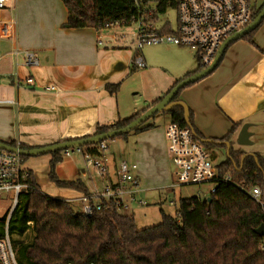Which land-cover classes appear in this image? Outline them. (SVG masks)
Listing matches in <instances>:
<instances>
[{"label": "crops", "instance_id": "1", "mask_svg": "<svg viewBox=\"0 0 264 264\" xmlns=\"http://www.w3.org/2000/svg\"><path fill=\"white\" fill-rule=\"evenodd\" d=\"M67 17L62 0H14L0 12V19L12 24V35L0 38V140L43 147L90 137L97 126L114 125L119 119L129 118L151 105L176 81L198 68L194 51L159 44L139 51L146 68L135 69L132 62L136 46L131 47L125 33L116 32L121 27L102 31L66 29L62 25ZM254 42L252 45L240 39L232 43L214 72L184 89L179 101L192 111L195 126L205 139H221L239 124L231 140L234 149L258 153L264 159V26L256 32ZM26 52L37 55V67L26 66ZM152 75L161 76V83L154 84L147 95L138 100H122L128 82L136 76ZM27 77H32L35 85H25ZM107 84H119L120 88L116 94L106 96ZM45 85H53L58 91L46 90ZM169 122L170 118L163 121L156 117L150 122L155 128L132 133L124 141L132 149V164L137 165L135 175L140 187L135 197L159 190V193L154 191L159 204L163 201L160 193L163 186L157 184L161 163L169 161L165 136ZM246 123L251 124L252 145L240 146L237 136ZM73 156L79 176L63 179L81 180L90 196L101 193L109 182H114L117 164L127 161L125 156L107 151L111 164L109 176L100 179L102 186L98 188L94 180H89L93 168L85 156L70 157ZM80 158L85 166H81ZM83 196L81 193L64 199L79 203L81 210ZM142 203L138 199L137 204ZM128 205L130 209L132 203Z\"/></svg>", "mask_w": 264, "mask_h": 264}, {"label": "trees", "instance_id": "2", "mask_svg": "<svg viewBox=\"0 0 264 264\" xmlns=\"http://www.w3.org/2000/svg\"><path fill=\"white\" fill-rule=\"evenodd\" d=\"M62 2L68 11L67 21L62 25L66 29L93 28L102 31L115 22L119 24L117 27H128L143 15L136 7V0ZM139 2L158 3L155 14H162L168 8L176 7V0ZM263 7L264 3L259 8H254L252 19L257 17ZM152 20L157 21V17L154 16ZM262 26L264 18L261 24L242 40L255 45L254 36ZM161 33H173L169 23L163 26ZM200 71L202 69L198 62L196 71L176 81L169 91L154 100L151 105L129 118L119 119L114 125L97 126L92 136L129 125L159 103L181 80ZM192 85L194 84L181 89L173 101H179L181 92ZM119 88V84L105 86L110 94H116ZM163 114L169 116L170 122L190 128L206 149L224 148L227 155L219 165L221 172L230 174L236 184L246 183L260 187L264 203V159L258 153L247 154L234 149L231 140L239 124H235L227 136L208 142L197 130L192 111L189 110V122L185 120L182 106L173 107ZM149 120L132 132L112 140L126 141L132 133L139 134L155 128ZM70 140L77 139H67ZM2 142L16 145V141ZM100 143L81 147L83 154L102 156L97 148ZM225 143L230 144L228 151ZM20 147L24 150L38 148L27 145ZM63 152L50 154V179L59 188L78 190L84 196H90L81 180L67 181L58 178L56 165L63 161ZM30 184L21 207L13 213L9 221V232L13 236L19 264H264V252L260 251L264 237L255 233V230L264 224V206L233 184L219 183L215 193L210 196L211 201L200 197L180 199L175 205L174 215L161 209V222L144 229L138 227L134 217L122 214L121 206L114 201L101 200V209L95 210L92 216H85L76 213L68 201L52 198L41 192L33 175ZM5 220V217L0 218V236L4 233ZM30 230L33 239L30 243H25L24 237Z\"/></svg>", "mask_w": 264, "mask_h": 264}, {"label": "built area", "instance_id": "3", "mask_svg": "<svg viewBox=\"0 0 264 264\" xmlns=\"http://www.w3.org/2000/svg\"><path fill=\"white\" fill-rule=\"evenodd\" d=\"M13 1L0 0V12L6 10ZM139 1L136 0V7L139 12H143V15L136 22L138 25L136 55L132 62L135 69L146 68L145 61L139 55V51L144 46L172 44L194 51L201 69L204 70L215 61L223 44L233 35L243 31L254 20L252 14L255 6L252 5V0H176L174 8L176 25L172 28L173 33L164 34L161 30L168 22H158L159 14H155L158 3L140 4ZM154 16L157 17V21L152 20ZM118 25L115 22L110 27ZM11 35V22L0 19V38H8ZM98 44H102L100 39ZM17 54L18 51L15 52V55ZM25 64L29 68L37 67L39 65L37 55L26 52ZM24 82L25 85H35L32 77H27ZM44 87L49 91H58L53 85ZM165 136L172 178L169 190L208 185L210 197L215 193L219 183L233 184L241 192L264 206L262 189L246 183L236 184L230 174H223L220 164L214 161L208 149L196 138L190 128L169 122ZM20 145L16 142L14 147L21 149ZM97 148L103 154L100 157L83 154L81 148L65 150L63 157L83 154L88 164L95 170L97 177L104 180L108 178L111 167L106 157L107 143L101 142ZM136 170V164L120 161L117 164L114 182H109L101 193L81 198L80 214L92 216L95 210L101 209V200L114 201L122 209H128V202L136 200L135 196L140 187L135 175ZM32 175L24 156L0 149V218L6 219L4 233L0 236V264H19L13 245V236L9 232V221L13 213L21 207L22 199L31 187ZM171 205L174 203L171 202ZM260 251L264 252V241L260 245Z\"/></svg>", "mask_w": 264, "mask_h": 264}, {"label": "rangeland", "instance_id": "4", "mask_svg": "<svg viewBox=\"0 0 264 264\" xmlns=\"http://www.w3.org/2000/svg\"><path fill=\"white\" fill-rule=\"evenodd\" d=\"M264 3V0H252V5L256 8H259ZM158 22L164 23L168 22L169 25L174 28L176 25V11L174 9L168 8L166 13L159 14ZM263 27V26H262ZM260 27L258 31L262 28ZM117 33H125L127 35V41L131 44V47L136 45L137 39V32H138V25L137 23L132 24L128 27H121L120 29L116 30ZM121 34V33H120ZM151 45H159V44H151ZM150 47V45L144 46V48ZM124 53H127L128 50H124ZM126 55V54H123ZM197 60V59H196ZM161 76L159 75H152L151 77H143V76H136L134 77L131 82H128L126 86V90L122 96L123 99L133 98L135 100L141 99V96L147 95L148 91L151 89L154 84L160 81ZM106 96H111V94L107 91L104 93ZM156 117H160L161 120L168 121V115L159 113ZM155 117V118H156ZM154 119V118H153ZM150 119L149 123L153 120ZM125 142L122 140H108L107 145L109 147L108 154L114 153L115 155L125 156L128 163L133 162L131 157L132 149L129 146L124 144ZM167 146V145H166ZM208 153L214 159L215 162L221 164L222 161L226 159V150L224 148L215 147L208 149ZM51 159L50 154L35 156V157H28L26 159L27 166L33 171L35 179L38 183V186L45 195L52 197V198H69V197H76L78 194H81L78 190L74 189H67V188H59L56 184L50 179L49 172H50V165L49 161ZM75 157H65L61 163L56 165V174L60 180L69 178H75L78 175V168L73 163ZM81 166H85V162L82 158ZM162 169L159 172L160 180L157 183L161 187V199H163L162 203L159 204L158 198L155 196L154 191L159 193V190H153L145 197H136L134 202H131L132 205L130 209H123L121 211L122 214L132 216L137 222V225L140 229L148 228L155 226L161 222V215L160 210L163 209L166 213L170 215L175 214V205L178 204L180 199H188L192 197H200V198H209L210 194V187L208 185L202 186H186L180 187L175 190H169L171 185V171H170V162L166 161L161 163ZM62 167L58 171V166ZM81 168V167H80ZM79 168V169H80ZM89 180H94L95 184L98 188H101L102 183L101 180L97 177L95 170H91V174L89 175ZM138 199H142L143 203L137 204ZM66 200V199H64ZM171 202L174 205H171ZM130 203V202H128ZM130 203V204H131ZM70 205L76 211V213H80V205L72 204ZM33 239L32 231H28L24 237L25 243H30Z\"/></svg>", "mask_w": 264, "mask_h": 264}, {"label": "water", "instance_id": "5", "mask_svg": "<svg viewBox=\"0 0 264 264\" xmlns=\"http://www.w3.org/2000/svg\"><path fill=\"white\" fill-rule=\"evenodd\" d=\"M264 18V7L260 11V13L257 15V17L250 23L248 27H246L243 31L233 35L228 41H226L223 46L220 49L219 54L217 55L215 61L206 69L193 74L183 80H181L174 88L170 90V92L155 106L148 109L143 115H141L136 120L132 121L129 125L119 129V130H113L108 133H104L97 136H90L84 139H78V140H70V141H62L59 143H55L52 145H47L43 147H38L34 150H24V149H18L12 145H9L5 142L0 141V149L7 150L9 152L13 153H19L20 155L24 157H35L45 154H52L57 151H65L72 148H81L86 145L90 144H96L99 142H104L108 140L115 139L116 137H119L123 134L132 132L134 129L145 123L147 120H149L151 117L169 111L171 108L176 106H182L185 111V120L186 122H189V109L181 101H173L175 95L183 88L187 87L188 85L195 84L199 82L200 80L206 78L210 74L214 72V70L217 68L221 57L225 50L234 42L242 39L244 36L248 35L250 32L254 31L262 22ZM251 124L246 123L242 126L240 129L238 136H237V143L240 146H249L252 145V141H250V137L252 136V133H250L249 128ZM208 142H212L211 140H208ZM220 144V143H219ZM227 147V151L230 148L229 143H225ZM208 201H211V198H208ZM255 233L261 237H264V224L261 225L259 228L255 230Z\"/></svg>", "mask_w": 264, "mask_h": 264}]
</instances>
